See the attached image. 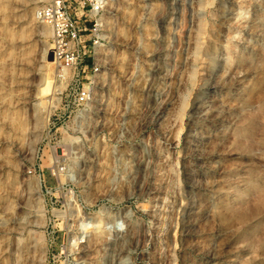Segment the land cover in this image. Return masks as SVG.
<instances>
[{
    "label": "rangeland",
    "instance_id": "1",
    "mask_svg": "<svg viewBox=\"0 0 264 264\" xmlns=\"http://www.w3.org/2000/svg\"><path fill=\"white\" fill-rule=\"evenodd\" d=\"M15 7L0 264H264V0H118L79 109L36 0Z\"/></svg>",
    "mask_w": 264,
    "mask_h": 264
},
{
    "label": "built area",
    "instance_id": "2",
    "mask_svg": "<svg viewBox=\"0 0 264 264\" xmlns=\"http://www.w3.org/2000/svg\"><path fill=\"white\" fill-rule=\"evenodd\" d=\"M116 2L118 0H36V20L51 29L56 79L79 84L72 97L77 109L89 101V87L82 81L84 76L87 78L89 69L92 73L98 72L91 51L96 49L100 39L104 12ZM89 57L90 62L86 61ZM68 71L76 72L67 78Z\"/></svg>",
    "mask_w": 264,
    "mask_h": 264
},
{
    "label": "bare ground",
    "instance_id": "3",
    "mask_svg": "<svg viewBox=\"0 0 264 264\" xmlns=\"http://www.w3.org/2000/svg\"><path fill=\"white\" fill-rule=\"evenodd\" d=\"M21 1H23V0H0V14L2 15V20H0V24H1L0 35H2V38H8L9 37L10 41L12 40L11 42H13V39L16 41L17 40L18 41L26 40V38L28 37L29 30H30V27H28L29 25L23 26V24L25 23V21L27 22V20H25V19L21 20L20 16L17 17V12H16L17 10H16L15 6L17 3L19 4ZM132 12H133V10L132 11L128 10L129 14H132ZM11 24H17L18 25V26H16L17 29L10 27ZM50 32H51V30H50L49 26H47L45 24L40 29L41 34H47L48 35V34H50ZM123 34H124V32H123ZM18 47H20V45ZM46 50H47L46 54L48 53V55H50V56L53 54L52 53L53 51H51L50 48H48ZM53 60H54V54H53L52 64L54 63ZM3 69H4V63L0 62V72L1 71L3 72L4 71ZM44 78H46V77L44 76ZM62 86H64V85H62ZM59 88H61V87L56 86L55 89H59ZM13 121H14V124H16V126L18 127L17 129L21 133L25 129L24 128V126L26 125L25 122L23 120H20V118L13 120Z\"/></svg>",
    "mask_w": 264,
    "mask_h": 264
}]
</instances>
